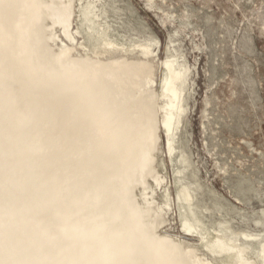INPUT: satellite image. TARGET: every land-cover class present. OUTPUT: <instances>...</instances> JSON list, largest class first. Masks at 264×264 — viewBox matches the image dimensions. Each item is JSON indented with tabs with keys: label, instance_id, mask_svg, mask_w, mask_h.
Returning <instances> with one entry per match:
<instances>
[{
	"label": "rangeland",
	"instance_id": "rangeland-1",
	"mask_svg": "<svg viewBox=\"0 0 264 264\" xmlns=\"http://www.w3.org/2000/svg\"><path fill=\"white\" fill-rule=\"evenodd\" d=\"M64 1L69 11L62 0H0L14 8L13 28L0 25L11 73L47 77L79 99L124 166L139 231L159 264H238L239 252L244 264H264V0ZM91 3L93 28L81 13ZM104 47L115 53L101 57ZM117 58L154 70L152 99L144 100L154 136L144 177L137 118H127L109 75ZM168 63L179 72L173 91L183 108L171 128Z\"/></svg>",
	"mask_w": 264,
	"mask_h": 264
},
{
	"label": "water",
	"instance_id": "water-1",
	"mask_svg": "<svg viewBox=\"0 0 264 264\" xmlns=\"http://www.w3.org/2000/svg\"><path fill=\"white\" fill-rule=\"evenodd\" d=\"M0 264H159L123 165L78 98L2 71Z\"/></svg>",
	"mask_w": 264,
	"mask_h": 264
},
{
	"label": "bare ground",
	"instance_id": "bare-ground-1",
	"mask_svg": "<svg viewBox=\"0 0 264 264\" xmlns=\"http://www.w3.org/2000/svg\"><path fill=\"white\" fill-rule=\"evenodd\" d=\"M62 1H63V4H64V7L67 8V10L69 11L70 4L71 3L70 4L69 3L67 4V3H65L64 0H62ZM81 13L83 15V19L89 21V23H86L87 26L89 28H93L94 27V24H93L94 23L93 15L95 14L94 13V9H93V4L91 3V4H87V5L83 6L82 7V10H81ZM13 15H14V8L10 7L9 5H6L5 2L0 3V25H2V27L5 30H11L13 28L12 27V24L14 23V21H13ZM56 17H57V20L58 21L61 20V18H62V16H61L60 13H57ZM88 33H89L90 39H93L94 40L95 39V36L93 35L94 34L93 31L91 29H89V32ZM2 38H3V34L0 32V42H1V39ZM96 39H99V38L96 37ZM101 44H103V42ZM100 47H102V46H100ZM8 49L9 48H6V46L2 45V42L0 43V64H3V66L1 68H3V72H10L11 73V71H10L11 65H10V62L8 60V58H10V50H8ZM100 51H102V52H100ZM97 53L101 57H104V56L108 57V55L114 54L115 52H108L107 48L104 47L102 49H99L97 51ZM100 53H102V54H100ZM120 53L125 54V52H120ZM112 58H113V56H112ZM116 61L119 64V68L117 70H114L113 73H111L109 75L114 80V82L116 83V85H118L120 87V89L122 91V94L126 98V101L125 102H126V106H127V110H126V113L128 115L127 118L130 119L129 118L130 116H135L137 118V125L135 127V130H136V133L139 135V139L140 140L135 145L138 148V150L141 152L140 167H141L142 176L144 177V175H146V173L149 172L148 167H149V164L151 162L150 147L152 146L153 137H154L153 136V130H152V127L150 125L151 109H150V106L149 105H147L146 103H144V100L145 99H148V100H151L152 99V96L151 95H148L147 92H149V91H147V90L152 87V83H153V72H154V70H153V68H151V66H149L142 59L139 61L140 67L138 69H136V70H134L131 67V63H129L127 61L126 62L124 61V63H121V64L118 61V58H117ZM145 68H147V69L145 70ZM168 68H169V74H168L166 83L164 84V93L166 94V97L168 98L167 99L168 103H167V106H166L167 107L166 110H167V114H168V118L169 119H168V122H167V126H168V128H171V126H172V124H173V122L175 120L177 122H180L181 113L183 111V108L181 106V97L179 95L180 93L177 92L175 94L174 91H173V87H174L173 85H174L177 77H179V72H176L175 68L172 67V65L170 63H168ZM119 71H122L123 74L121 75L119 73ZM144 76L146 77V83H147L146 86L145 85H142V82H143L142 81V78ZM92 78L94 79V81H97V82H100V83L103 82V81H101V78L98 76L97 71H94V73L92 75ZM127 81H130V83L132 84V87H134V88H136V89L139 90L140 94H139V96L137 98H130L129 91H128V88H127V85H128L127 84ZM174 94H175V96H174ZM153 95H154V93H153ZM182 161L183 162H186V159L184 157H182ZM153 169H154V167H153ZM123 170H124V166H123ZM149 174H150V172H149ZM124 175H125V171H124ZM151 175L157 181H159L161 179L160 178V175H158V173H155L154 171L151 172ZM149 177H150V175H149ZM125 181H126V176H125ZM157 183H159V182H157ZM126 186H127V182H126ZM181 189L183 190V193L185 195V199L190 204L191 203L192 196L187 191V186H181ZM127 192H128V187H127ZM128 197H129V193H128ZM167 202H168V200H167ZM129 203H130V198H129ZM165 205L167 207V204H165ZM130 207H131V204H130ZM157 209H159V208H157ZM131 210H132V208H131ZM159 211H160V209H159ZM133 215H134V213H133ZM161 216L162 215L157 212L155 218L157 220H160L162 218ZM134 218H135V216H134ZM137 220H139V219L137 218ZM135 221H136V219H135ZM136 224H137V222H136ZM184 224H185V227H186L187 230H190V231L193 230V231H195L196 226L193 225L192 222H190V220H189L188 217H184ZM137 227H138V225H137ZM138 230H139V228H138ZM140 235H141V233H140ZM141 238H142V236H141ZM217 245H218V247H220V249H223L224 248L223 247V242H221L220 240H218V244ZM213 246L214 245H212V247ZM239 254H240L239 255V261L237 263L238 264H244L243 254H241L240 252H239ZM199 257H196L197 263H201L202 262ZM194 262H196V261H194ZM204 262H206V261H204Z\"/></svg>",
	"mask_w": 264,
	"mask_h": 264
}]
</instances>
